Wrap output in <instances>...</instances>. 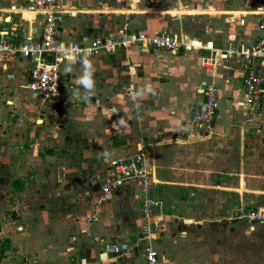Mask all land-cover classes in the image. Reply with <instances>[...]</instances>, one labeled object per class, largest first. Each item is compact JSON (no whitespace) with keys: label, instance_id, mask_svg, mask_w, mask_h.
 Masks as SVG:
<instances>
[{"label":"crops","instance_id":"crops-1","mask_svg":"<svg viewBox=\"0 0 264 264\" xmlns=\"http://www.w3.org/2000/svg\"><path fill=\"white\" fill-rule=\"evenodd\" d=\"M22 2L12 1L7 8L0 5V32L21 22L15 10ZM108 2L100 0L103 8L98 4L96 11L76 0H69L68 7L82 16L102 9L111 18L117 14ZM162 7L169 23L161 14L145 9L137 15L150 27L144 25L133 31H181L180 36L195 45L201 43L203 48L173 53L131 46L81 56L61 64L63 78L70 81H63L57 95L36 97L39 95L29 91L23 80L16 90L28 94L25 101L0 96V114L5 105H25L24 114L33 123L27 126L28 132H0V264H145L146 249L153 250L162 264H239L232 257L240 245L235 233L219 232V243H212L210 229V237L203 235L207 240L200 239L201 220L194 221L198 231L188 230L186 226L193 224L191 217H181L182 222L173 216L163 207L159 194L171 190L182 201L195 195L196 199L207 200L212 193L219 199L228 194L242 197V172L236 174L238 187H232L229 177L233 174L228 172L223 155L226 150L217 147L238 123H248L260 132L258 126L264 127V116L257 112L251 120L244 117L245 108L240 104L244 68L240 59L229 55L218 59L212 68H205L199 57L209 55L210 50L220 54L253 44L259 36L264 0H166ZM24 17L30 14L24 12ZM181 17L200 18L203 34L197 37L192 29L177 30ZM123 24L128 27L129 23ZM106 26L95 36L112 34ZM72 31L67 34L70 40L95 37ZM88 58L89 64L79 67L77 62ZM21 60L6 69L0 67V72L9 70L8 79H15L20 68L25 73V63L29 65ZM262 65L260 72L264 74V62ZM72 68L75 77L69 76ZM204 84L218 89L216 116L207 129L190 135L204 141L215 136L220 144L209 153L213 158L194 160L199 163L197 169L201 167L204 172L201 181L175 180L173 176L168 179L155 166L151 194L159 206L149 217L143 213L145 191L135 180L123 181L109 199H101V184L110 174L112 160L142 146L175 152L176 145L186 143L183 122L203 100ZM246 125L240 128V140ZM242 147L241 142L240 156L244 154ZM55 169L57 183L52 181ZM246 221L252 229L259 225ZM226 227L218 225L222 230ZM114 243H125L127 248L121 253L108 252L107 247Z\"/></svg>","mask_w":264,"mask_h":264},{"label":"rangeland","instance_id":"rangeland-1","mask_svg":"<svg viewBox=\"0 0 264 264\" xmlns=\"http://www.w3.org/2000/svg\"><path fill=\"white\" fill-rule=\"evenodd\" d=\"M12 1L16 2L17 0H0V5L6 7V5L10 4ZM76 1L82 2V6L92 7V11H96L95 6L100 4V0ZM165 2L166 0H109L108 3L114 5L111 8H113V11L115 12V14H117L111 15V18L107 17V15H105L103 11H100L102 9L92 14H86V16H82L83 13H81V15L79 13H76L77 10L74 9L72 14L62 16V19L58 22V35L62 39L65 38L67 40H70L71 38H68L67 34L70 30H73L72 32H80V35L82 36L92 37L98 33H103V29L106 25L108 26L107 31H109V33H117L119 29L123 28V23L125 22L129 23L128 27L131 28L130 31L141 29L144 27V25L146 26V28H149L150 23L146 24V20L140 18L137 14H140V12L145 9H149L153 14H161V16H164L163 14L167 13H163L161 11L162 9H165L162 7ZM99 6L100 8H103L101 4ZM126 9H131V11H127ZM5 12L6 11H2V13H4L3 15H7V13ZM125 16L127 18H125ZM183 18L180 19L181 21H178L179 25L177 30L179 28L183 29L184 31L192 29L197 37H200L203 34V24L201 23L200 18L195 20H191L190 17H188L187 19ZM157 19L159 21V18ZM164 19L169 23V20H167L165 16ZM158 21L156 22V24L158 23ZM36 30L38 33H41V29L38 26H36ZM174 32H176L174 34L180 36L179 34L181 31ZM77 38L78 39L76 40L80 41V38ZM89 59L90 58L84 61H79L80 63L77 62L78 64H80L79 67L83 68V66H85L84 64L88 65L89 61L87 60ZM20 60L21 59H18L14 62L19 63ZM21 61H25V59ZM27 66L29 65L25 63V68H27ZM6 71L9 72V70ZM6 71L5 73L0 72L1 98H3L4 96V99L11 97L9 100L17 98L18 100L25 101V97L28 96V94L21 91L20 89L16 90V85H18L21 81L26 80V73H23V69L20 68L19 75L15 79H8ZM74 71L75 68H72L71 73L69 72V76L75 77ZM79 74H81V71L79 72ZM63 80L65 84H68L67 81H70V78H66V80L65 78H63ZM11 82L14 83L13 86L9 85V83ZM3 83L4 85H2ZM5 106L2 110V113L0 114V123L2 124L0 132H28L27 126L33 125V123H31L30 120L27 119V116L24 114L26 112V106ZM260 112L262 113L261 116H264V108L261 109ZM40 115L41 114H38L37 117ZM259 118L261 119V117ZM52 120H54L53 117ZM246 124L248 123H238V126L227 131V137L224 138L225 141L222 140L221 147H217L220 144V140L215 136L209 137L206 141H204L197 140L196 137L190 135L194 132H201L208 127L204 129L197 128L194 126H190L188 121H184V128L182 130L185 133L187 132V134L183 135V137H185L184 139L187 141H185V144L182 143L183 145L181 146L176 145L177 147L174 148L175 152H171L169 149L159 151L158 149L154 148V146L148 145L144 146V149L145 151L149 152V157L155 164V166H159L160 174L162 173L164 174V176H168V179H171V176H173L175 180L181 181H201L200 177L204 174V172L202 171L201 167L200 169H197L199 163L197 164L196 162H194V160H205L206 157L209 159L213 158L214 155H209V153L214 152V149L216 147L221 148L222 152L226 150L223 155L227 160V170L228 172H231L233 174V176L229 177L233 180V183L231 181L228 182L232 183V187H238L237 182L239 176H237L236 174H238V172L240 173V171L242 172L240 175L244 178V185L242 186V197H235L234 194H228L226 198L219 199V197L215 196V194L212 193V197H209L207 200L196 199L197 196L195 195L194 199L182 201L176 199L177 192H172L171 190H165L164 192H162L163 194L160 193L159 195L162 197L163 207L167 208L173 216H176L178 218L191 217L194 225L191 224V226H186L188 230L192 228L193 230H196L193 226H196L195 222L201 220L202 228L200 229V235L202 237L199 236L200 239L207 240V238L210 237L208 231L212 229L213 232L211 233L210 238L211 242L219 243V232L226 231L227 234H230L228 233L230 231L231 233L236 234L237 241L240 244L238 245L237 243L240 250L238 248L236 251H234L236 252V254H232L234 260H237L239 264H264L263 224L254 225V228L252 229L251 224L246 221V218L244 216V218H238L242 213L250 211L252 208L264 209V127L257 125L261 130L260 132H257V127H249L250 125ZM243 125H246L247 127H245L243 139L240 140L241 138L239 132H241L240 128ZM241 142L243 144V156H240L239 150ZM90 158H92V156H90ZM241 162L242 169H239ZM160 164L162 165V168ZM52 165H54V163ZM38 172L39 171H37L36 173ZM52 172V181L56 182L59 175L58 170L55 169ZM52 191H54V188ZM40 203L37 202V204ZM182 218L181 221L183 222ZM172 219H174L175 222H178L179 220L173 217ZM170 222L174 223L172 221ZM218 225H227V227L222 230L218 228ZM198 230L199 228H197L196 231ZM203 235L207 236V238L203 237ZM213 264H218V262H213Z\"/></svg>","mask_w":264,"mask_h":264},{"label":"built area","instance_id":"built-area-1","mask_svg":"<svg viewBox=\"0 0 264 264\" xmlns=\"http://www.w3.org/2000/svg\"><path fill=\"white\" fill-rule=\"evenodd\" d=\"M69 0H23L16 7L20 23L9 31L0 32V67L6 69L18 59H25L29 66L25 70V87L39 96L57 95L62 88L63 72L61 64L75 61L79 57H91L100 52H112L131 46L156 48L178 53L182 50L203 48L192 41L170 32L149 33L142 30L130 31L123 28L108 35H100L88 40H64L58 35V22L62 16L73 13L68 7ZM24 12L30 17H24ZM36 26L41 29L38 33ZM259 36L251 45L236 50H225L220 54L211 51L209 55L199 57L202 67L212 68L218 59L235 55L244 68V96L240 102L245 108L244 117L251 120L253 115L264 108V74L260 68L264 62V12L258 20ZM19 37V39H18ZM203 100L196 105L188 120L190 126L209 127L215 119L218 101V89L213 84H204ZM144 146L110 162L111 171L101 184V199L107 200L116 186L125 180H135L144 189L143 213L151 216L159 203L151 194V182L154 181L155 164ZM249 222L264 223V209H252L243 215ZM150 231V228H147ZM127 244L114 243L107 247L111 253H121ZM145 264H162L157 254L145 251Z\"/></svg>","mask_w":264,"mask_h":264},{"label":"clouds","instance_id":"clouds-1","mask_svg":"<svg viewBox=\"0 0 264 264\" xmlns=\"http://www.w3.org/2000/svg\"><path fill=\"white\" fill-rule=\"evenodd\" d=\"M85 83H87V81H84Z\"/></svg>","mask_w":264,"mask_h":264}]
</instances>
